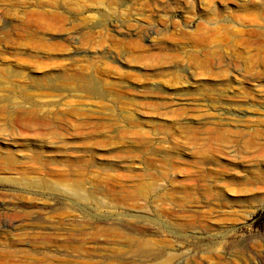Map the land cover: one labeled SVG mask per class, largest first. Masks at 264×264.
I'll return each instance as SVG.
<instances>
[{
	"label": "rangeland",
	"instance_id": "obj_1",
	"mask_svg": "<svg viewBox=\"0 0 264 264\" xmlns=\"http://www.w3.org/2000/svg\"><path fill=\"white\" fill-rule=\"evenodd\" d=\"M0 264H264V0H0Z\"/></svg>",
	"mask_w": 264,
	"mask_h": 264
}]
</instances>
